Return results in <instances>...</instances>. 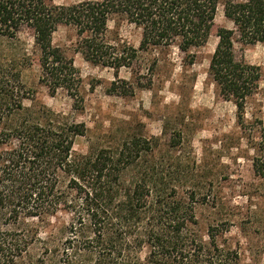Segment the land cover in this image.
<instances>
[{"label":"trees","instance_id":"1","mask_svg":"<svg viewBox=\"0 0 264 264\" xmlns=\"http://www.w3.org/2000/svg\"><path fill=\"white\" fill-rule=\"evenodd\" d=\"M219 4L98 0L55 6L49 0H0V38L29 31L39 53L40 83L51 96L65 92L79 110V73L52 45L58 27L75 28L86 62L117 73L132 68L138 53L150 48L175 43L187 54L203 47ZM223 14L233 29L218 31L208 74L220 94L234 102L241 122L260 69L236 60L234 42L237 37L241 45L264 44V0H225ZM114 18L140 31L137 50L118 51L104 41ZM2 91V97H14L15 90ZM18 94L13 105L0 103V264H240L236 252L218 246L211 229L208 244L198 238L193 195L178 198L174 189L165 191L142 173L124 185V173L149 149L147 141H126L116 153L100 149L75 155L84 124L60 122L45 109L25 110ZM58 213L69 218L59 236L41 239L25 226Z\"/></svg>","mask_w":264,"mask_h":264},{"label":"rangeland","instance_id":"2","mask_svg":"<svg viewBox=\"0 0 264 264\" xmlns=\"http://www.w3.org/2000/svg\"><path fill=\"white\" fill-rule=\"evenodd\" d=\"M85 1L98 0H49L55 6ZM224 2L220 0L203 47L187 54L175 43L150 48L138 53L132 68L117 73L86 62L75 28L58 27L52 45L79 73V110L73 109L65 92L51 96L40 83L39 53L29 31L22 30L13 39L0 38V90H15L14 97L0 95V103L13 105L18 92L25 110L45 109L60 122L84 124L86 133L76 138L75 155L100 149L116 153L126 141H147L149 149L124 173V185L142 173L161 189H174L178 198L193 195L195 231L204 244L209 243L211 229L218 246L236 252L240 264H264V44L241 45L235 38L236 60L260 69L240 122L234 102L220 94L208 74L218 31L233 29L224 17ZM140 38L134 26L114 18L107 24L104 41L118 51L137 50ZM68 219L58 213L25 226L45 239L59 236Z\"/></svg>","mask_w":264,"mask_h":264}]
</instances>
